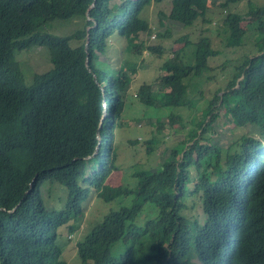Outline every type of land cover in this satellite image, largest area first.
Returning <instances> with one entry per match:
<instances>
[{"label": "trees", "instance_id": "trees-1", "mask_svg": "<svg viewBox=\"0 0 264 264\" xmlns=\"http://www.w3.org/2000/svg\"><path fill=\"white\" fill-rule=\"evenodd\" d=\"M163 1L0 0V264H66L57 239L73 233L90 189L116 208L76 243L77 264H264V5L249 3L246 13L254 25L253 54L203 109L197 112L188 89L189 78L207 71L215 55L208 38L196 43L190 64L175 53L165 60L159 99L150 84L133 88L141 105L170 108V133H179L177 121L185 127L180 114L193 109L191 128L160 168L134 174L132 188L109 182L117 171L115 130L136 64L113 70L99 59L115 36L126 52L140 54V34L151 33L142 12ZM168 1L164 18L184 27L205 22L216 3L227 7L221 0ZM77 19L82 27L70 35L42 30L54 20ZM244 21L227 12L222 23L229 46H242ZM32 46L46 48L51 68L25 86L14 52ZM146 49L163 52L161 46ZM219 116L235 129L253 128L257 137L243 135L219 148L209 139ZM46 180L66 189L61 210L45 208L40 186ZM189 197L201 220L186 215ZM123 198L128 205L117 204Z\"/></svg>", "mask_w": 264, "mask_h": 264}, {"label": "rangeland", "instance_id": "rangeland-1", "mask_svg": "<svg viewBox=\"0 0 264 264\" xmlns=\"http://www.w3.org/2000/svg\"><path fill=\"white\" fill-rule=\"evenodd\" d=\"M221 1L227 2L226 9L216 3L213 8L210 7L205 22L198 19L189 27H184L164 18L170 12L171 6L168 0L153 3L142 12V18L147 22L151 33L140 34L139 41L143 42L140 54L126 52L124 40L115 36L110 39L105 55L101 56L99 60L105 62L113 70L121 69L128 63H135L136 73L131 77L132 82L129 89L136 88L144 83L150 84L152 85V94L159 99L157 81L166 73L162 69L165 60L172 58L175 53L185 64H190L193 62L196 43L202 37L208 38L211 50L215 52V55L207 61L209 69L200 76L193 75L189 78V84L192 87L188 89V95L190 100L196 103L198 112L204 108L203 102L210 99L217 89L230 79L234 67L240 64L243 57L253 54L254 51H251L254 47L251 34L253 31L250 30L254 28V25L249 23L246 13L248 12L249 3L257 7L264 5V0ZM227 12L243 17L245 19L243 25L249 26L242 41V46L231 47L227 44L228 32L222 23ZM81 27L82 20L79 19L69 22L54 20L47 23L42 30L53 35L66 36ZM148 45L163 47L162 54H150L146 49ZM70 46L75 47L76 43L71 42ZM14 58L19 64L25 86L32 84L34 75L42 74L51 68L48 52L43 47L32 46L22 51L17 50L14 52ZM125 61L127 62L125 63ZM199 92H201V96ZM134 93L135 91H133L135 96ZM193 95L195 96L193 97ZM130 96L128 95V99H126V108H124L120 121L121 126L115 130L113 154L115 155L117 171L110 176L109 182L115 186L132 188L136 182V178H133L134 174L160 168L161 163L168 155L170 147L178 143L182 139V135L190 130L191 126L188 125V121L193 116V109H186L181 112L180 115L185 122V127L181 129V121H177L174 127L180 130L179 133L173 134L168 132L167 126L170 108H160L159 105H156V108L143 106L135 99L129 98ZM158 103V100H156V104ZM157 121L160 122L159 125L156 124ZM161 125H165L164 130L160 127ZM212 128L213 131L209 139L211 143L216 144L223 150L227 149L240 136L257 137L253 128L235 129L232 125L225 123L223 116H219L216 122L212 124ZM133 141H136L135 144H131ZM145 141H151L150 144L153 150L150 154L147 152L148 146L145 145ZM90 191L91 193L83 203V215L74 223L73 233L68 234L67 231H63L62 236L59 235L57 239V243L62 246L61 258L66 264H77L76 243L83 240L82 238L89 233L103 215L116 208L115 202L104 203L97 197L95 190L90 189ZM40 193L47 210L57 211L64 207L66 189L62 185L47 180L43 181L40 186ZM129 200V198L118 199L117 204L120 206L128 205ZM195 202L194 198L189 197L186 215L201 220V209L192 206ZM143 219L144 216L140 217L139 221Z\"/></svg>", "mask_w": 264, "mask_h": 264}, {"label": "crops", "instance_id": "crops-1", "mask_svg": "<svg viewBox=\"0 0 264 264\" xmlns=\"http://www.w3.org/2000/svg\"><path fill=\"white\" fill-rule=\"evenodd\" d=\"M128 95H129V96H130V95L132 96V97L130 96L129 98L134 99V98H133V96H134V95H133V88H131V89L129 90V94H128ZM123 123H124V122H123Z\"/></svg>", "mask_w": 264, "mask_h": 264}, {"label": "clouds", "instance_id": "clouds-1", "mask_svg": "<svg viewBox=\"0 0 264 264\" xmlns=\"http://www.w3.org/2000/svg\"><path fill=\"white\" fill-rule=\"evenodd\" d=\"M155 38V37H154ZM103 115H105V110H104V112H103Z\"/></svg>", "mask_w": 264, "mask_h": 264}, {"label": "bare ground", "instance_id": "bare-ground-1", "mask_svg": "<svg viewBox=\"0 0 264 264\" xmlns=\"http://www.w3.org/2000/svg\"><path fill=\"white\" fill-rule=\"evenodd\" d=\"M106 105L104 104V107H105Z\"/></svg>", "mask_w": 264, "mask_h": 264}]
</instances>
